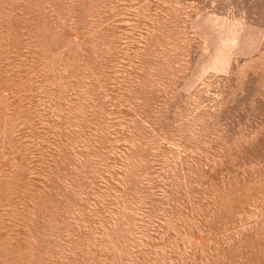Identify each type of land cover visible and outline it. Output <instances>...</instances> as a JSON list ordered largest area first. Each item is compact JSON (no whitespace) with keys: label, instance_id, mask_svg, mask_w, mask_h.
<instances>
[{"label":"rangeland","instance_id":"374dc122","mask_svg":"<svg viewBox=\"0 0 264 264\" xmlns=\"http://www.w3.org/2000/svg\"><path fill=\"white\" fill-rule=\"evenodd\" d=\"M0 264H264V0H0Z\"/></svg>","mask_w":264,"mask_h":264}]
</instances>
